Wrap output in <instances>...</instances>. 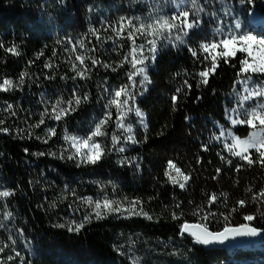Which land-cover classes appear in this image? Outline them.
<instances>
[{"label": "trees", "instance_id": "trees-1", "mask_svg": "<svg viewBox=\"0 0 264 264\" xmlns=\"http://www.w3.org/2000/svg\"><path fill=\"white\" fill-rule=\"evenodd\" d=\"M196 2L202 12L214 10L212 3L219 5V0ZM249 8L264 14L262 0H252ZM173 14L168 0H0V83L8 79L15 85L0 92V192L10 193L0 197V264H264V250H206L181 234L185 223L213 232L250 223L264 240V198L252 200L264 190V166H248L232 156L220 137L226 129L239 138L251 131L228 121L231 109L241 112L250 105L246 101L239 107L246 79L242 58H218L215 73L202 84L198 73L211 58L204 59L209 54L200 45L215 40L197 31L175 47L159 43L156 61H145L149 82L135 74L144 65L132 67L131 29L119 36L116 31L121 17L138 24ZM136 38L151 57L146 50L150 37L137 33ZM13 46L19 55L6 51ZM77 55L84 57L83 65ZM134 55L139 57V49ZM78 71H85L84 79ZM254 79L264 84V75ZM122 88L134 99L122 94L119 102L128 99V104L118 111L111 101ZM57 101L61 108L71 101L75 111L55 120ZM121 112L124 127L118 126ZM109 113L102 128L106 135L94 137L106 153L101 160L68 159L76 156L71 138H87ZM249 155L258 159L255 150ZM169 162L189 180L170 169ZM236 165H243L239 172ZM180 183H185L183 189ZM105 200L120 211L102 207L103 218L97 219L96 202ZM132 207L134 212L125 211ZM248 214L256 219L245 221ZM80 223L84 228L78 233L68 230Z\"/></svg>", "mask_w": 264, "mask_h": 264}, {"label": "snow or ice", "instance_id": "snow-or-ice-1", "mask_svg": "<svg viewBox=\"0 0 264 264\" xmlns=\"http://www.w3.org/2000/svg\"><path fill=\"white\" fill-rule=\"evenodd\" d=\"M196 0H192V3L195 5ZM241 3H248L249 5L252 4V0H241ZM202 10V9H198ZM139 20V18H136ZM119 28L116 29L117 35H121L126 28L131 29V31H128L127 38L131 40L132 48L131 53L132 54V67L136 68L137 64L144 65L143 67H139L136 71V75H143V79L145 82H149V77L147 74V65L145 64V61L148 59H151L152 62L156 61V53L158 52V45L161 41H166L173 47L176 46V43L183 44L185 43L183 37H187L189 35V31L199 27L201 20L198 18H190V13L187 10H181L179 11L178 15L173 14L171 17L168 16H158L155 19H151L149 22L144 23L140 22L138 24L133 22V19L131 18H125L121 17V20L118 22ZM236 29L240 28V24L237 23L235 25ZM139 33L140 37H150V39L146 40L147 52L151 53V57L145 56V44H139L136 43V34ZM99 39V37H97ZM83 42H81L82 45ZM258 46V50L262 55L259 58V61H257V57L253 54V47ZM0 47H3V45H0ZM203 52L208 53V56H205L204 59H209V56L211 58V63L208 65L206 70H202L198 73L200 77L203 79L201 80L202 84L208 83V77L210 73H215L216 68L219 66L218 58L227 59L229 57L235 58L237 53H247L248 57L252 58V61L249 62L247 58H242L239 60L241 67V74L246 76V79L242 82L243 83V91L247 93V95L242 96L239 107H244V102L249 101L250 99L256 98V97H264V84H257L252 81V78L249 73H260L264 74V40H257V38L251 34H243V35H230L228 38H225L218 43L213 42L211 44L203 43L200 45ZM222 48V51L217 52V49ZM137 49H139V57L134 55V53L137 52ZM6 51L10 52L13 55H19L18 51L16 50L15 46L12 48L6 49ZM73 51H75V48H73ZM94 51V49H93ZM191 52V55L193 57L197 56V52L194 49H189ZM215 53V54H213ZM76 60L80 61L83 65L84 63V57L77 55L75 57ZM128 59L127 57L125 58ZM92 64H97V61L95 59L92 60ZM48 65H46L47 67ZM107 67V65H105ZM73 70L76 71V66L73 65ZM115 70V69H113ZM23 75L21 76L20 84H23ZM77 75L80 76L81 79L85 78V71H78ZM129 79H133V74H129ZM185 85L191 89V85L188 84L187 81L184 82ZM15 85L13 84V81L4 79L2 83H0V92H8L13 89ZM181 89H176L177 94H179ZM125 95L131 99H134L130 93L127 92L126 88H122L115 92L116 100L111 101L112 104L116 105L117 110L121 111L122 108L128 104V99H125L123 101V104L119 102V99L121 95ZM178 95L173 96V103L175 104L177 102ZM84 100H87V96L84 97ZM81 103L80 98H76L75 104L78 106ZM60 101H57L55 105H53V112H55L54 119L59 121L64 115L68 114L70 111H75V108L72 107V102H68L67 108H61L59 107ZM11 108V105L8 106ZM131 110V109H129ZM231 112H235L236 116L232 117L229 116L230 123L233 127L236 125H247L248 127L252 129L257 128V123L255 121H258L260 126H264V114H261L264 112V101H262L260 104H257L251 109L244 110L243 112L238 111L236 108H233L230 110ZM123 112H121L119 127H124L122 123L123 119ZM136 115L138 117H141L143 119V113H141L138 109L136 110ZM111 119V114L109 113L107 115V118L104 120H101L95 130L89 135L87 138L77 140L75 137L71 138L72 147L76 149V156H69L68 159H74L76 157H79L80 163H90V164H96L98 161L101 160L102 156H104L106 153L104 152L102 146L99 143H96L94 141V137L97 136H103L106 135L105 132L102 131L103 126L108 122V120ZM3 121L0 120V124H2ZM44 120L42 119L40 121V124H43ZM4 132H7L8 130L5 128L3 129ZM49 131L55 135L54 129H49ZM127 131L129 133L132 132L131 126L127 127ZM227 132L228 136L232 137V143L231 145H225L228 148V151L231 153L232 156L239 157L240 160L246 161L248 166H252L253 164H261L264 166V136H261L257 132H252V134L249 136L248 139L241 140L239 137L234 136L231 131L229 130H223L220 132V137L225 136ZM65 139H69L68 137H65ZM113 142L115 143L117 138L113 136ZM129 140H131L133 143L136 141L133 139V137L129 136ZM47 142V141H45ZM83 148H88L89 151L85 152L82 151ZM239 149V150H236ZM249 149H255V152L258 153V159L253 160L251 156L249 155ZM204 150H207V147H204ZM120 151L123 152L124 149L120 148ZM223 159V157H222ZM229 164L232 163L231 160L227 161ZM79 166V163H78ZM236 171L239 172L241 167L243 165H236ZM169 168L175 169L176 173L180 176H182L183 180L187 182L189 180L188 176H184L180 169L175 166L172 162H169ZM220 172V169H217V173ZM169 176L170 181L175 184L177 183V180L169 173H165ZM179 187L183 189L185 187V183H180ZM251 191V189H249ZM10 193L8 191L0 192V197H8ZM260 198H264V190H261L258 194H254L252 196V200L256 201ZM217 199L216 196L211 197V201L215 202ZM264 202V201H262ZM91 203V201H89ZM139 203L138 201H133L132 204L135 205ZM241 207L245 205V201H239L238 202ZM179 207V205H176ZM97 211H96V218L101 219L102 214L100 212V209L103 207L105 210L112 212L120 211V207L117 205L115 208L113 207V202L105 200L104 204L101 205L99 202H96L95 205ZM125 211L128 212H134L135 208H129L125 209ZM235 211V209H233ZM10 215V213H9ZM145 216H147V213H144ZM214 215V214H211ZM261 215H264L262 213ZM151 219V217H148ZM174 218H178L174 214ZM203 219L207 220L208 217L205 216ZM228 217H225V220H227ZM243 219L247 222H252L256 219L255 215L248 214L244 215ZM85 221H89V217H85ZM57 227L63 228L64 225H57ZM84 228V223H80L75 225V228L69 227V231H76L77 233ZM187 232L190 236L193 237L194 243L201 244V245H209L212 243H224L225 240L229 239V237H256L261 234V230L253 227L250 225V223H244L240 225L238 228H231V227H225L223 231H209L208 227L205 225H189L187 223L182 225L181 228V234ZM2 251V249H0ZM17 256L20 254L17 252ZM12 257H9V260H11Z\"/></svg>", "mask_w": 264, "mask_h": 264}, {"label": "rangeland", "instance_id": "rangeland-1", "mask_svg": "<svg viewBox=\"0 0 264 264\" xmlns=\"http://www.w3.org/2000/svg\"><path fill=\"white\" fill-rule=\"evenodd\" d=\"M172 4V8L174 10V14L179 13L181 10H187L190 13V18H198L201 20V23L199 27H196L189 31V33H197V31H203V34L206 36L212 37L216 43L219 41L228 38L230 35H243V34H251L257 38V40H264V36L258 35V30H253L251 28L250 18L252 16V13L250 11V5L248 3H241V0H219V5L217 3H212V9H207L205 12L198 10L200 7L198 6V3L195 2V5L192 3V0H168ZM228 20V22L225 21ZM216 22V25L214 26L213 22ZM203 23H205V28L203 29ZM208 23V24H206ZM239 23L240 28L236 29L235 25ZM223 49H217V52L222 51ZM215 54V53H214ZM253 54L257 57V61H259L260 56L262 53L259 52L258 46L253 47ZM240 58H247L249 62L252 61L251 57H248L247 53H237L235 58L229 57V59H237ZM248 75L251 76L252 81L254 83H257L254 79V76L257 75H264L260 73H249ZM260 84V83H257ZM245 93V92H244ZM247 95V93H245ZM262 101H264V97H256L253 99H250L247 101V103H250L249 106L243 108L241 112L247 109H251L257 104H260ZM261 114H264L262 112ZM232 117L236 116L235 112H232ZM230 123V119L228 120ZM257 123V128L252 129L248 127L247 125H236L233 128L236 127H248L251 129L248 136L245 138H240L241 140L248 139L249 136L252 134V132H257L261 136H264V126H260L258 121H255ZM231 124V123H230ZM229 131L232 132L234 136H236L232 130L229 129ZM238 137V136H237ZM222 140L228 144L231 145L232 143V137L227 135V132L225 136L222 137ZM239 150V149H236ZM255 150V149H249V151ZM264 249V246L261 247H253L252 249L248 251H257Z\"/></svg>", "mask_w": 264, "mask_h": 264}, {"label": "water", "instance_id": "water-1", "mask_svg": "<svg viewBox=\"0 0 264 264\" xmlns=\"http://www.w3.org/2000/svg\"><path fill=\"white\" fill-rule=\"evenodd\" d=\"M264 3V0H262ZM210 231V230H209ZM186 237H189L193 240V237L190 236L187 232L183 233ZM194 241V240H193ZM263 241V237L260 234L256 237L246 236V237H229V239L225 240L224 243H212L209 245H201L206 250H237L250 247L252 245L258 244Z\"/></svg>", "mask_w": 264, "mask_h": 264}]
</instances>
